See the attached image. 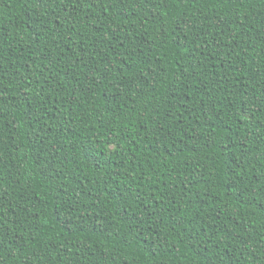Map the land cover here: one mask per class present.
I'll return each mask as SVG.
<instances>
[{"label":"trees","instance_id":"16d2710c","mask_svg":"<svg viewBox=\"0 0 264 264\" xmlns=\"http://www.w3.org/2000/svg\"><path fill=\"white\" fill-rule=\"evenodd\" d=\"M0 264H264V0H0Z\"/></svg>","mask_w":264,"mask_h":264}]
</instances>
